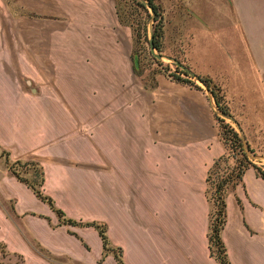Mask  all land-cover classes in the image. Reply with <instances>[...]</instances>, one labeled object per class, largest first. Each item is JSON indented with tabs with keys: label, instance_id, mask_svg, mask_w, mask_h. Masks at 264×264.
Wrapping results in <instances>:
<instances>
[{
	"label": "crops",
	"instance_id": "0c3cea01",
	"mask_svg": "<svg viewBox=\"0 0 264 264\" xmlns=\"http://www.w3.org/2000/svg\"><path fill=\"white\" fill-rule=\"evenodd\" d=\"M250 12L239 15L245 43L249 38L252 43L264 38V13ZM19 41L18 23L4 22L0 8L1 151L10 161H37L43 170L44 184L56 182L69 194L68 190L77 187L96 190L98 202H105V210L97 207L90 212L84 208L72 212L57 201L55 204L66 216L78 221L105 219L113 250L102 257V240L93 226L60 223L56 212L18 180L8 164L0 172V244L20 255L22 264H117L115 247L120 248L124 264H218L208 246L210 205L205 190L207 171L223 153L222 146L202 161L196 175L193 160L187 157L195 154V141L204 138L196 137L193 122L179 121L173 98L165 96L162 100L160 95L154 102L131 100L132 87L128 86L122 93H110L104 103L103 94L109 87H101L102 83L68 87L66 73L56 67L54 58L46 62L34 53L20 54ZM127 59L128 63H119L116 72L112 70L126 74L125 83L131 85L130 57ZM247 59H252L250 54ZM92 61L85 67L92 68ZM107 68L111 69L110 64L100 65L102 72ZM96 72L100 74L99 70ZM148 106H152L153 114L147 113ZM85 108L92 117L96 109L94 116L98 119L90 122L88 114L83 119L81 111ZM100 109L106 111L101 120ZM101 121L106 122V135L98 134ZM99 140L106 141L107 150L99 146ZM147 142L154 149L159 142L163 157L180 160L165 168L169 184L165 188L178 190L188 181L197 182L206 204L200 205L198 226L195 215L186 224L175 214L176 225L173 230H166L165 246L156 245L146 250V255L134 237L137 230L128 227L127 222H142L134 206L144 201L148 181L152 183L150 203L162 204L156 197L157 173L160 172L161 190L164 173L152 156H156V150L153 153ZM148 157L152 158L151 163ZM256 166L263 168L251 162L226 191V222L221 236L232 264H264V178ZM78 182L81 184L76 185ZM173 195L175 200L184 202L182 195ZM229 204L232 209L228 217ZM158 213L153 207V221ZM88 234L95 235L98 241L93 249Z\"/></svg>",
	"mask_w": 264,
	"mask_h": 264
},
{
	"label": "rangeland",
	"instance_id": "374dc122",
	"mask_svg": "<svg viewBox=\"0 0 264 264\" xmlns=\"http://www.w3.org/2000/svg\"><path fill=\"white\" fill-rule=\"evenodd\" d=\"M155 2L159 5L160 21L154 19L150 8L145 10L136 0H0V8L4 22L18 23L20 54L34 53L46 62L54 58L56 67L66 73L65 84L68 87L79 84L101 86L102 83L101 87L110 88L103 94L104 103L110 98V93H122L128 86L132 87L131 100L154 102L160 95L162 100H165V96L173 98L178 108L179 121L183 124L193 122L196 137L204 138L195 141V154L187 157L193 160L196 175L202 167V161L222 146V156L219 155L221 157L216 164L210 165L206 185L209 217L215 222L219 217L214 204L216 182L230 174L232 169L236 172L241 163L254 162L264 169V38L254 43L249 38L245 43L239 23V15L250 11L264 13V0ZM159 24L162 33L159 38L161 51L155 47L153 51L163 55L157 58L150 49L149 40ZM249 54L252 57L250 60L247 59ZM128 56L131 85L125 83L128 79L126 74L121 71L115 73L119 63H124V60L127 62ZM91 59L93 61L90 66L93 69L85 67V63ZM176 60L190 67L195 74L180 72L178 68L182 67ZM107 63L111 69L102 72L100 65ZM98 70L100 74L96 72ZM174 73L190 81H177L173 78ZM198 75L210 79V85L222 97L221 102L229 114L218 109L212 93ZM87 111V108L81 111L83 119L88 114L87 120L93 122L97 118L94 116L96 109L93 110V117L89 115L91 111ZM149 112L153 114L152 106H148ZM98 113L101 120L106 111L100 109ZM216 116L223 118V121ZM222 122L238 133L240 143L236 141L232 145L231 141L224 142L220 135ZM97 131L100 135H106L105 121L100 122ZM99 141V146L107 150L106 141ZM147 143L153 153L157 152L156 156H152L165 174L161 176V190L160 172L157 173L156 197L162 204L152 206L150 203L152 183L148 181L144 201L134 206L141 214L142 222H127L128 227L137 230L134 237L137 236L139 246L146 255V250L156 245L165 246L166 230H173L176 225L175 214L186 224L195 215L198 226L200 205L206 204L196 181H188L187 186L178 190L170 187L168 191L165 188V185H169L165 168L179 164L180 160L175 156L163 157V147L159 142L155 149L153 144ZM151 162L152 158H149ZM5 167V154L0 148V172ZM31 174L32 167L24 173L29 177ZM226 185L229 189L231 181ZM39 187L43 193L53 194L55 203H61L72 212L83 208L90 212L97 207L105 210V202H98L94 189L77 187L68 190L71 192L69 194L67 190L60 189L58 183L44 184V180ZM173 192L182 195L184 202L175 200ZM76 201L80 203L76 204ZM153 207L159 212L155 221L151 215ZM231 209L232 205H227L228 217ZM100 222L106 224L105 219ZM88 239L93 249L98 244L96 236L88 234ZM213 250L214 254H219L216 245ZM21 260L20 255L0 245V264H21ZM142 260L139 262L142 263Z\"/></svg>",
	"mask_w": 264,
	"mask_h": 264
},
{
	"label": "trees",
	"instance_id": "16d2710c",
	"mask_svg": "<svg viewBox=\"0 0 264 264\" xmlns=\"http://www.w3.org/2000/svg\"><path fill=\"white\" fill-rule=\"evenodd\" d=\"M139 5H141L145 10L150 8L153 12L154 19L161 20V14L159 10V5L155 2V0H136ZM143 28H145V25H143ZM162 35L161 33V26L160 24L155 27L153 32V43L154 47L161 51V45L159 42V38ZM178 67V66H177ZM133 70L135 71V68L133 67ZM178 70L182 73H185L186 75H189L185 70L179 69ZM165 71V70H164ZM203 83L206 84V87L210 90L212 93L214 100L216 102V105L218 109L226 114H229L226 106H224L221 102V96L217 94V92L214 89V86H211L210 79L200 76H197ZM173 78L177 81L182 82H188L190 80L180 76L179 74H173ZM198 87V86H197ZM219 118L218 116H216ZM221 121H223V118H219ZM227 125V126H224ZM220 135L223 138L224 142H230V144H236V141H239L240 143V137L238 133L231 127H229L226 123L220 124ZM222 156V155H221ZM216 157L213 162L212 166L218 162V159L221 157ZM5 161L8 164L9 170L17 177L18 180L24 182L28 187L32 189V191L35 193V195L46 202L52 210L56 212V214L59 217L60 223H70V224H76V225H82V226H93L98 231V234L102 240L103 245V256L104 257L108 252L113 250V247L111 246L109 239L106 234V224L103 222H100L98 220H90V221H78L74 218L68 217L65 215L64 211L56 206L54 199L48 195L42 192L39 185H41L43 181V170L40 164L35 160H20L16 159L14 161H9V158L7 154L5 155ZM246 163H241L239 166V169L234 172V169H232L231 173L228 174L226 177H221L219 181L216 182V188L214 195V204L216 205V210L218 211L219 217L215 220V222L211 221L209 222V230H208V246L210 249V253L214 255V257L217 259L218 264H232L228 258L227 251H226V245L222 239L221 231L222 228L226 222V189L228 186L226 185L229 181L233 183L235 179L240 178L241 173L243 169L247 166ZM32 167V176H25L24 173L27 172L28 168ZM211 167H209L210 169ZM257 171L259 175L264 178V171L259 168V166H256ZM209 169L207 171L206 175V182L209 181ZM233 172V174H232ZM206 193H207V187H206ZM1 245V244H0ZM216 245L219 254H214L213 247ZM4 247L3 245H1ZM114 257L117 262V264H124V261L121 257V251L119 247L114 248ZM21 257V256H20ZM22 259V257H21ZM23 260V259H22ZM21 260V262H22ZM22 264V263H21Z\"/></svg>",
	"mask_w": 264,
	"mask_h": 264
},
{
	"label": "water",
	"instance_id": "95a60500",
	"mask_svg": "<svg viewBox=\"0 0 264 264\" xmlns=\"http://www.w3.org/2000/svg\"><path fill=\"white\" fill-rule=\"evenodd\" d=\"M149 45H150V49L151 51L153 52V54L157 57V58H160L163 54L161 53H155L153 50H154V43H153V38H152V35L150 37V40H149ZM176 63L178 65H180L182 67V69H184L185 71L191 73V74H195L194 71L188 67L187 65L181 63L179 60H176Z\"/></svg>",
	"mask_w": 264,
	"mask_h": 264
},
{
	"label": "built area",
	"instance_id": "2783aa9c",
	"mask_svg": "<svg viewBox=\"0 0 264 264\" xmlns=\"http://www.w3.org/2000/svg\"><path fill=\"white\" fill-rule=\"evenodd\" d=\"M261 170H263L264 171V169L262 168Z\"/></svg>",
	"mask_w": 264,
	"mask_h": 264
}]
</instances>
